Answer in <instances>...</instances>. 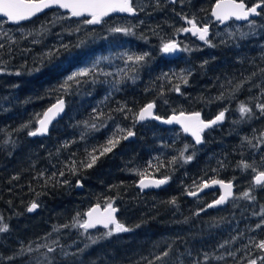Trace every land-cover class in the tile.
I'll return each instance as SVG.
<instances>
[{
    "label": "trees",
    "instance_id": "trees-1",
    "mask_svg": "<svg viewBox=\"0 0 264 264\" xmlns=\"http://www.w3.org/2000/svg\"><path fill=\"white\" fill-rule=\"evenodd\" d=\"M214 1L132 0L133 15L110 14L96 25L58 7L25 22L0 17V227L7 225L0 264H264V184L251 178L264 171V112L257 107L264 104V10L250 19L258 22L252 35L214 38L210 30L206 43L180 31L185 17L218 27L209 14ZM117 27L131 32L112 31ZM170 40L179 44L175 56L161 51ZM144 53L143 61L127 60ZM96 60L95 74L62 87ZM58 98L64 116L46 135L29 136ZM146 103L158 116H225L197 145L175 126L137 122ZM241 103L251 112L242 115ZM129 130L133 137L124 139ZM110 138L119 143L100 155ZM90 154L99 158L88 168ZM141 176L167 182L143 190L135 185ZM210 179L231 180L234 191L224 205L204 209L218 190L186 192ZM32 202L38 207L28 213ZM95 203L116 206V222L130 231L80 228Z\"/></svg>",
    "mask_w": 264,
    "mask_h": 264
},
{
    "label": "snow or ice",
    "instance_id": "snow-or-ice-1",
    "mask_svg": "<svg viewBox=\"0 0 264 264\" xmlns=\"http://www.w3.org/2000/svg\"><path fill=\"white\" fill-rule=\"evenodd\" d=\"M58 5L61 8L70 9L71 15L75 17H82L85 14L90 16V19H87L84 21V23L87 24H94L99 23L101 19L105 16H107L109 13L112 12H127V13H135L136 9L132 6V0H0V13H2L9 21L18 22L24 19H28L35 14L43 11L45 8H49L51 6ZM264 10V0H259V3L253 4L251 7H246L244 0H240V2H237V0H217V3L215 5V8L213 10V15L220 20L221 22L228 20L230 18H236V19H245L247 20L249 16L256 14L259 15L257 12V9ZM187 20V23L191 25V28H184L180 29V31H193L194 34H198L199 38L201 40H204L206 43L207 41V35H208V27L205 25L204 27H198L195 20H188L187 17H185ZM114 32H124V33H130V28H121L117 27L112 29ZM2 46V45H0ZM64 47H67L66 45ZM179 49V44L175 40H170L166 43H163L161 47V51L163 53H172ZM148 53H144L142 55H135V56H127V60L129 61H135L140 62L145 59L146 56H148ZM100 61L96 60L90 67L81 68L76 72H73L71 75H69L65 81L62 87L66 90L68 87H70V82L79 83V78L84 76L93 75L96 72V69L99 65ZM103 75H111V73H103ZM184 83H187L186 77L183 78ZM176 91H179V87L177 86ZM154 107V104L149 103L144 108L140 110L138 115L134 117L136 120H144L146 117L152 115V109ZM258 108L262 112H264V104L257 105ZM64 108V100L61 98L57 101L56 104L52 105L51 108H49L44 113V118L39 121L40 127L37 128L33 132H29V135H37V134H43L48 131V124L50 121L61 111H63ZM239 111L241 114L250 113L251 109L245 105L244 103H241L239 107ZM225 112L221 111L215 118V120H211L208 122L203 121L200 118V113H193L190 116H184L183 113H181L180 117H172L167 122L172 123L173 120H177L184 126V131L191 132L193 136L196 138V142L199 143L201 140L200 133L205 129L208 128L214 124H216L219 121H222L224 119ZM156 119H159V117H156ZM94 128L95 125H92ZM120 131H124L123 129H120ZM134 133L129 130L127 131V135L124 136V139H127L128 137L133 136ZM119 143V139H109L107 141V146L103 147L102 151L100 152V155H104L107 152H111L112 149L116 146V144ZM95 149H93V153H95ZM183 156V153H181ZM91 156V162L85 164V167L91 168L96 160L99 158L95 154H90ZM186 161H190L192 159V156H187ZM244 168L251 167L247 163L242 162ZM73 172H75V168L72 169ZM61 176L64 175L63 172L60 173ZM255 183L257 185L264 184V171L258 172V174L254 177ZM167 182V178L161 179L158 181H155V185L159 186ZM64 183H67V181H64ZM212 183L221 184L224 186L228 191L225 195L221 196L219 200L214 201L213 205H209V207H212L214 205H218L223 203L228 196H230L231 193V187L232 185L229 183L227 185H223L222 181H213ZM148 184H145L143 180H141V187H148ZM209 185L207 183L203 184V187H208ZM190 195H196L195 192L189 193ZM246 197H249V193L245 192L243 194ZM251 198V197H249ZM172 203H175V198L171 201ZM38 205L33 202L28 209L29 211H32L36 209ZM203 210V209H202ZM116 211L115 208L112 207L111 203H108L105 207L104 213L94 215V213H98V206L96 208L91 209L86 215L87 219H85L82 223H78V226L80 228H83L85 230H88L90 228L96 227L98 224H102L105 228H109L110 225H114L110 229L106 235H112L113 232L119 233V232H126L130 231L127 227H125L123 224H120L115 221L113 217V213ZM257 227H260V225H257ZM7 225H4L0 227V232L6 231ZM95 242V241H93ZM258 247L262 250H264V241H261L258 244ZM31 251V249H29ZM49 251H52L51 248H49ZM166 256L167 253H164ZM250 264H256L255 260L250 261Z\"/></svg>",
    "mask_w": 264,
    "mask_h": 264
},
{
    "label": "water",
    "instance_id": "water-1",
    "mask_svg": "<svg viewBox=\"0 0 264 264\" xmlns=\"http://www.w3.org/2000/svg\"><path fill=\"white\" fill-rule=\"evenodd\" d=\"M168 1H169V2H174L175 0H168ZM237 2H240V0H237ZM216 3H217V0H215V1L212 3V5H211V7H210L209 14H210L212 20H213L214 22H216L218 26H222V25L226 24L230 19H232V20H234V21H237V22H245V21H248L249 19H252V18H254V17L257 16L256 14H253V15L249 16V18H248L247 20H245V19L230 18V19H228V20H225V21L221 22L220 20H218V19L213 15V10H214V8H215ZM256 3H259V2H255V3H253V4H256ZM253 4L247 5V4L245 3L246 7H251ZM51 7H58V8H60L62 11H66V12H68V13L70 14V16H72V15H71V11H70V9L61 8V7H59L58 5H54V6H51ZM49 8H50V7H49ZM46 9H48V8L43 9V11L46 10ZM258 10H259V8L257 9V12H258ZM41 12H42V11H41ZM41 12H39V13H41ZM39 13H37V14H39ZM37 14H35V15H37ZM110 14L133 15L134 13L118 12V11H117V12L109 13L108 15H110ZM35 15H34V16H35ZM0 17H4V18L7 20L8 23H19V22H21V21L27 20V19H24V20H21V21H18V22L9 21V20L7 19V17H5L2 13H0ZM32 17H33V16H32ZM73 17H75V16H73ZM82 17H87V19H90V18H91V17L88 16L87 14H85V15L82 16ZM105 17H106V16H105ZM30 18H31V17H30ZM103 18H104V17H103ZM103 18H102V19H103ZM28 19H29V18H28ZM96 24H98V23H94V24H92V25H96ZM205 25L208 27V34H209V25H208L207 23H204V24H202V25L197 24V26H198V27H201V28L204 27ZM187 28H191V25L189 24V25L187 26ZM187 32H188V34H190L191 36H195V37L199 38V35H198V34H194L193 31H187ZM207 36H208V35H207ZM199 39H200V38H199ZM176 42H177V41H176ZM162 53H163V52H162ZM178 53H179V49H178L177 51H175V52H172V53H163V54L166 55V56H175V55H177ZM59 99H61V98H58V99L54 100L52 103H50L48 106H46V107L43 109V111L41 112L39 118L36 120V123H35L34 128H33L32 130H30L29 132H33V131H35L37 128L40 127L39 121H40L41 119L44 118V113H45L49 108H51L52 105L56 104L57 101H58ZM62 99H63V98H62ZM147 104H149V103H146L145 105H143L142 107L139 108V110H138V112H137V115H138V113L140 112V110H141L142 108H144ZM64 108H65V104H64ZM64 108H63V111H61L59 114H57V115H56V116L50 121V123L48 124V128H49V126H50L54 121H56L57 119H59V118L62 116V114H63V112H64ZM181 113H183L184 116H190V115H192L193 113H197V112H183V111H180V112H171V113H169V114H167V115H165V116H158V115H156V114L153 113V109H152V115L146 117L144 120L152 119V120H154L155 122L159 123V124L162 125V126H175V127H177V128H178V129L184 134V135L190 137V139H191L194 143L198 144V143L196 142V138H195V136H193L192 133H191L190 131H189V132L184 131V126H183V124H181V123L178 122L177 120H173L172 123H168V122H167V121H168L169 119H171L172 117H180V116H181ZM217 115H218V114H217ZM217 115H216V116H217ZM216 116H214V117L212 118V120H215ZM156 117H159V119H156ZM200 118H201V117H200ZM201 119H202V118H201ZM144 120H142V121H144ZM202 120L205 121V122H208V121H209V120H204V119H202ZM140 121H141V120H137V122H140ZM205 129H206V128H205ZM46 133H47V132H46ZM46 133H43V134H37V135H34V136H44V135H46ZM28 134H29V133H28ZM126 135H127V133H126ZM126 135H125V136H126ZM29 136H32V135H29ZM200 136H201V133H200ZM129 138H130V137H128L127 139H129ZM200 141H201V140H200ZM259 172H260V171H259ZM257 174H258V172H256V173L252 176V182H253V183H255L254 177H255ZM161 179H165V178H164V177H154V176H141V177H139V178L137 179L135 185H136L137 187H139L140 189H143V190H147V189H157V188H160V187H162V186H164V185L166 184V183H164V184H162V185L156 186L154 182H155V181H158V180H161ZM141 180H143L144 183H145V184H148L149 186H148V187H143V188H142V187H141ZM213 181H222V182H223V185H227V184L230 183V184L232 185V187H231V193H232V194H231L230 196H228L227 199H226L223 203L218 204V205H214V206H212V207H209V205H213V204H214V201L219 200L220 197L223 196V195H225L226 192L228 191V189H226V188H225L224 186H222L221 184H218V183L214 184V183H212ZM204 183H207L209 186H208V187H203V184H204ZM255 184H256V183H255ZM79 186H80L79 182H76L75 187H76V188H79ZM211 189H217V190H218V194L216 195L215 198H213L212 200H210L209 202H207V203L203 206L204 209H208V208H217V207H220V206L224 205V204L226 203V201L232 197V195H233V191H234V185H233V182H232L231 180L210 179V180H208V181H205V182L201 183V184H200L196 189H194L193 191H188V192H186V195H187L188 197H195V196H197V195H199V194H201V193H203V192H205V191L211 190ZM191 192H195L196 195H190L189 193H191ZM32 203H33V202H32ZM32 203H30V204H28V205L26 206V209H25L26 212H28V213H32V212H34V211L37 209V208H36V209H34V210H32V211H29V210H28V209L30 208V206H31ZM97 206H98V213H94V215L104 213V210H105V207L107 206V204L100 205V204L95 203V204L90 205V206L84 211L82 222H83L85 219L88 218L86 214H87L91 209L96 208ZM112 207L116 209V211L113 213V217H114V219H115V221H116L117 207L114 206V205H112ZM98 227H104V226H103L102 224H98V225H96V227H94V228H90V229H88V230H93V229L98 228Z\"/></svg>",
    "mask_w": 264,
    "mask_h": 264
},
{
    "label": "rangeland",
    "instance_id": "rangeland-1",
    "mask_svg": "<svg viewBox=\"0 0 264 264\" xmlns=\"http://www.w3.org/2000/svg\"><path fill=\"white\" fill-rule=\"evenodd\" d=\"M262 15H264V14H261V19L263 18ZM188 24L185 25L184 28H187ZM221 27H223V28H221ZM221 27H214L213 29H211V32H212L211 36L214 38H219V37H224V38L228 37L229 38L233 35H237V36L252 35V34H255V32L257 30L258 22L254 21V19H253V20H249L248 22H246L243 26H240L239 24H236V23H234V24L228 23V24H225ZM179 40H181V39H179ZM181 41H183L184 43H188L185 40H181ZM55 229H56V227H53L52 229L51 228L47 229L46 234H49L50 232H52V230H55ZM88 231H90V230H88ZM89 233H91V232H89ZM0 243H1V240H0ZM74 244H75L74 242H70L69 244L64 245L63 248L68 250L71 247H73Z\"/></svg>",
    "mask_w": 264,
    "mask_h": 264
},
{
    "label": "bare ground",
    "instance_id": "bare-ground-1",
    "mask_svg": "<svg viewBox=\"0 0 264 264\" xmlns=\"http://www.w3.org/2000/svg\"><path fill=\"white\" fill-rule=\"evenodd\" d=\"M173 4H174V3H173ZM51 9H52V8H51ZM51 9H50V10H51ZM60 10H61V9H60ZM258 11H259V10H258ZM63 12H64V11H63ZM40 15H41V14H40ZM40 15H38V16H40ZM34 18H35V17H34ZM254 19H255V18H254ZM30 20H32V18H31ZM249 20H250V19H249ZM24 22H25V21H24ZM24 22H23V23H24ZM215 23H216V22H215ZM230 23H231V22H230ZM217 26H218V25H217ZM218 27H219V26H218ZM221 28H223V27H221ZM194 37H195V36H194ZM65 105H66V104H65ZM64 112H65V111H64ZM63 116H64V114H63ZM143 122H144V121H143ZM50 127H51V126H50ZM163 127H164V126H163ZM208 128H209V127H208ZM49 130H50V129H49ZM48 133H49V131H48ZM47 136H48V135H47ZM31 137H32V136H31ZM38 137H39V136H38ZM38 137H37V138H38ZM41 137H42V136H41ZM132 137H133V136H132ZM33 138H34V137H33ZM43 138H44V137H43ZM131 140H132V139H131ZM197 145H198V144H197ZM164 187H165V186H164ZM216 190H217V189H216ZM209 210H210V209H209ZM211 210H212V209H211Z\"/></svg>",
    "mask_w": 264,
    "mask_h": 264
},
{
    "label": "flooded vegetation",
    "instance_id": "flooded-vegetation-1",
    "mask_svg": "<svg viewBox=\"0 0 264 264\" xmlns=\"http://www.w3.org/2000/svg\"><path fill=\"white\" fill-rule=\"evenodd\" d=\"M230 20H232V19H230ZM230 20H229V21H230ZM229 21H228V22H229ZM207 24H208V23H207ZM226 24H227V23H226ZM208 25H209V24H208ZM216 25H217V23H216ZM224 25H225V24H224ZM222 26H223V25H222ZM210 30H211V29H210V25H209V32H210ZM130 138H131V137H130Z\"/></svg>",
    "mask_w": 264,
    "mask_h": 264
}]
</instances>
